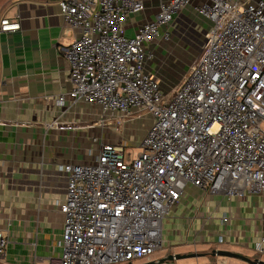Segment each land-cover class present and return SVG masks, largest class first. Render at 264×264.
<instances>
[{
    "label": "built area",
    "instance_id": "built-area-1",
    "mask_svg": "<svg viewBox=\"0 0 264 264\" xmlns=\"http://www.w3.org/2000/svg\"><path fill=\"white\" fill-rule=\"evenodd\" d=\"M191 1L162 2L134 36L126 24L145 9L143 0L59 1L65 21L80 30L63 49L70 97L124 121L151 115L152 123L136 157L122 139L102 144L96 163L61 165L68 177L58 202L64 225L61 254L51 264L150 260L163 247V221L187 183L228 197L264 194V0L197 5L212 32L182 82L163 93L146 71L147 44ZM19 28L18 21H1L3 31ZM8 243L0 232V259ZM263 244L261 238L256 249Z\"/></svg>",
    "mask_w": 264,
    "mask_h": 264
},
{
    "label": "crops",
    "instance_id": "crops-1",
    "mask_svg": "<svg viewBox=\"0 0 264 264\" xmlns=\"http://www.w3.org/2000/svg\"><path fill=\"white\" fill-rule=\"evenodd\" d=\"M59 1L0 0V232L9 240L0 264H51V258L58 259L64 225L58 202L65 200L68 184L61 165L96 163L102 144L126 139L119 134L123 128H113L118 132L106 137L104 127L141 118L124 121L104 113L98 104L70 97V64L63 49L80 30L65 21ZM143 1L145 9L127 20L129 36L155 19L161 3L169 0ZM204 2L192 0L147 44L152 57L146 71L159 81L163 93L179 85L190 69L185 58L188 43L200 48L212 32V22L196 9ZM5 18L20 22V28L3 31ZM62 94L64 105L58 103ZM54 121L59 124L50 126ZM166 221L173 236L167 253L137 264L172 253L205 256L209 260L203 264H250L213 256L214 249L264 261V250L256 249V242L264 239L262 193L228 197L187 183L163 221V237Z\"/></svg>",
    "mask_w": 264,
    "mask_h": 264
},
{
    "label": "rangeland",
    "instance_id": "rangeland-1",
    "mask_svg": "<svg viewBox=\"0 0 264 264\" xmlns=\"http://www.w3.org/2000/svg\"><path fill=\"white\" fill-rule=\"evenodd\" d=\"M203 45H201V47L199 48L196 44L192 45L191 43H188L187 45L188 48L185 49V52H186L185 58L187 62L191 63L190 65H192L195 59L198 57ZM151 121H152V117L150 115H143L141 116V118H134L133 120L124 122L119 126L118 125L116 126L107 125L104 127L106 129L105 130L106 137L109 136V134L115 135L118 132V131L116 132V129H119L121 131L123 128L122 132H119V134L126 137V140L128 141V144H129V147H128L129 152H131L132 155L136 157L138 153L141 152L142 150L140 142L144 134L146 133L147 128L151 124ZM113 128H116V129L114 130ZM168 230H169V225L167 224V221H166V224L164 225V237L165 238L163 237V247L159 249L158 251H156V253L152 257L157 258L156 255L160 253L161 251H163L162 252L163 254L167 253V249L165 248L168 247V241L170 240V238L173 237V236L168 235ZM144 260H147V258H143L139 260L136 259L134 260L133 264H137ZM208 260L209 259L205 256L203 257L201 256L184 257L181 259L170 260V261H166L164 263H159V264H203V263H206ZM113 264H128V262H118V263H113Z\"/></svg>",
    "mask_w": 264,
    "mask_h": 264
},
{
    "label": "water",
    "instance_id": "water-1",
    "mask_svg": "<svg viewBox=\"0 0 264 264\" xmlns=\"http://www.w3.org/2000/svg\"><path fill=\"white\" fill-rule=\"evenodd\" d=\"M211 254L213 256L221 255V256H228V257H234V258L242 259V260H244L250 264H264V261L259 259V258H250V257H247L245 255H242V254L230 251V250H226V249H214L211 252ZM188 256H195V254L187 255V254H179V253L174 254V253H172L166 257H162L160 259H155V260L148 261V262L141 263V264H159V263H164L166 261L181 259V258L188 257ZM130 264H132V263H130Z\"/></svg>",
    "mask_w": 264,
    "mask_h": 264
}]
</instances>
